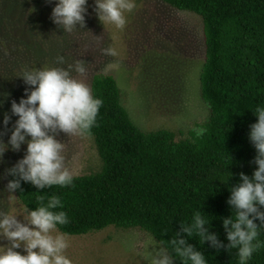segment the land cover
<instances>
[{"label": "trees", "instance_id": "1", "mask_svg": "<svg viewBox=\"0 0 264 264\" xmlns=\"http://www.w3.org/2000/svg\"><path fill=\"white\" fill-rule=\"evenodd\" d=\"M201 16L205 42L200 71V96L209 107L203 131L175 139L169 129L143 130L121 101V89L111 73L91 78V94L99 98L96 121L85 134L94 137L102 167L72 175L73 183L37 187L8 168V180H20L14 191L31 211L48 198H60L68 222L56 227L68 235L98 231L107 226L140 227L150 232L175 264H186L173 240L183 239L207 264H238L229 246L223 219L234 215L228 203L240 173L252 177L257 167L250 127L255 108L264 105V0H162ZM57 0H0V87L23 84L13 71L37 70L49 36V10ZM24 86V85H21ZM20 86V87H21ZM5 102L2 107H7ZM4 137L0 134V145ZM5 143V142H4ZM40 197V199H38ZM58 211L59 209H52ZM264 212V205L257 204ZM195 212L207 219L206 232L217 244L201 242L184 228ZM254 217V214H250ZM264 241V221L254 218ZM247 264H264V247Z\"/></svg>", "mask_w": 264, "mask_h": 264}, {"label": "rangeland", "instance_id": "2", "mask_svg": "<svg viewBox=\"0 0 264 264\" xmlns=\"http://www.w3.org/2000/svg\"><path fill=\"white\" fill-rule=\"evenodd\" d=\"M134 5L131 12L124 14L126 23L121 29L98 18L95 0H86L84 20L73 25L71 31L54 23L49 10V36L39 42L44 50L39 69L48 65L67 70L70 76L83 81L90 92L95 73H111L121 89L123 105L141 129H169L176 140L190 138L192 132L200 134L209 116V107L200 96V71L205 55L201 16L162 0H134ZM109 46L115 49L116 56L104 53ZM77 61L85 68L82 74L76 71ZM11 75L19 77L23 84L0 87V134L5 136V143L0 145L4 147L0 154V215L11 213L27 224L30 210L7 185L8 168L26 154L31 137L26 135L18 149H13L8 140L18 119L11 104L18 103L28 94L25 89L30 92L34 86L26 84L19 71ZM5 102L9 104L3 108ZM48 133L62 144V165L72 175L101 169L102 159L93 136L58 128L49 129ZM52 231L61 232L57 227ZM65 236L68 245L65 255L72 264H151L159 255H167L170 264H175L165 247L140 227L110 225L98 231ZM10 244L0 233V247ZM16 250L23 252V244Z\"/></svg>", "mask_w": 264, "mask_h": 264}, {"label": "clouds", "instance_id": "3", "mask_svg": "<svg viewBox=\"0 0 264 264\" xmlns=\"http://www.w3.org/2000/svg\"><path fill=\"white\" fill-rule=\"evenodd\" d=\"M85 3L86 0H57L51 13L53 22L71 31L73 25L83 22ZM95 3L98 18L117 29L123 28L126 23L124 14L135 7L134 0H95ZM103 51L106 55L116 56L111 46ZM58 59L63 60V57ZM76 71L80 74L85 72L81 61L76 62ZM22 77L26 84L34 87L30 92L26 88L28 94L18 103L13 101L11 104L12 112L18 115V119L8 143L13 149H18L26 135L31 139L27 141L26 154L10 171L37 187L71 185L73 176L62 165V144L48 130L58 128L67 133L76 130L89 132L102 101L92 96L83 81L70 76L64 69L45 65L39 70L24 71ZM255 115L257 120L250 127L249 139L257 152V167L251 178L240 173L241 182L232 187L228 198V203L234 206V215L223 219L229 246L237 250L238 264H247L253 252L264 247V241L258 238L257 225L254 223L256 217L264 221V212L257 210V204L264 205V105L256 106ZM7 120L5 115L4 122L7 123ZM3 150L4 147H0V154ZM19 183L20 180H11L7 188L15 190ZM62 209L60 198L53 195L48 198L47 204L28 211L27 224L21 223L11 213L0 215V233L11 241L10 246L0 247V264H72L65 255L68 246L65 234L52 231L57 224L68 222ZM250 214H254V217ZM205 223L207 219L200 212H195L192 223L184 231L192 235L195 230L201 242L206 239L216 245V236L206 232L203 227ZM21 244L23 252L16 250ZM172 244L174 251L186 259V264H207L204 256L191 245L181 247L185 245L183 239L173 240ZM151 264H170V260L167 255H159V258H153Z\"/></svg>", "mask_w": 264, "mask_h": 264}]
</instances>
